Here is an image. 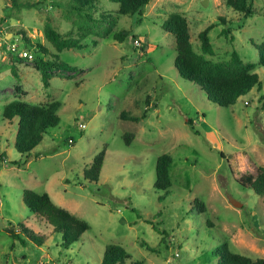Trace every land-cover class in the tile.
I'll return each mask as SVG.
<instances>
[{
    "label": "rangeland",
    "instance_id": "obj_1",
    "mask_svg": "<svg viewBox=\"0 0 264 264\" xmlns=\"http://www.w3.org/2000/svg\"><path fill=\"white\" fill-rule=\"evenodd\" d=\"M202 1L150 0L137 21L136 15H118L117 3L98 0L93 16L109 17L95 25L71 13L67 0H15L38 3L31 7L0 0V264H100L107 244L122 246L144 264H216L212 251L223 241L234 252L264 258V195L237 181L264 166V66L255 68L260 89L219 107L178 73L175 37L161 27L170 13H180L201 53L198 33L212 24L207 59L227 61L236 51L244 64L256 63L251 40H264V0H252L254 14L246 18L225 0ZM47 18L76 38L78 27L93 25L94 32L83 48L58 51L44 37ZM111 18L106 36L101 32ZM121 30L130 35L118 41L113 33ZM7 41L14 49L5 48ZM39 43L48 50L44 58L59 57L77 69L53 70L44 87L34 62L18 53L23 47L36 52ZM14 100L61 104L58 125L29 156L14 148L15 122L1 117ZM143 113L137 122L121 117ZM127 133L133 134L129 142ZM103 148L99 179L88 181L83 171ZM162 154L172 158V186L157 190L155 165ZM25 189L47 192L89 229L64 249L60 234L24 205ZM195 199L205 212L196 211ZM22 225L41 237V245L19 231Z\"/></svg>",
    "mask_w": 264,
    "mask_h": 264
},
{
    "label": "trees",
    "instance_id": "obj_2",
    "mask_svg": "<svg viewBox=\"0 0 264 264\" xmlns=\"http://www.w3.org/2000/svg\"><path fill=\"white\" fill-rule=\"evenodd\" d=\"M98 0H67V5L71 9V13H76L79 18L85 21L103 23L109 17L107 13H99L97 17L93 16L92 9L97 8ZM117 3L116 13L118 15L142 16L144 7L150 0H109ZM38 3L21 2L17 3L12 0V5L17 7H31ZM228 8L235 12L241 13L243 17L254 14L252 0H225ZM110 15V14H109ZM114 18L107 21V27L101 32L106 35L111 31L110 26L113 24ZM222 24L225 23L223 18H219ZM161 27L175 37L176 55L174 58V66L178 73L187 81L196 84L207 96L208 100L219 107H228L233 105L236 100L249 93L254 87L261 88L258 74L255 72L257 65L264 66V40L255 43L251 40L258 52V60L256 63L248 62L244 64L236 51L232 52L230 60L212 61L205 57V54L211 55L213 48L208 36L209 31L213 28L209 24L198 33L200 41L201 53L194 51L190 39V32L187 19L177 12L170 13L162 22ZM80 31L78 37H73L71 31L67 34L57 31L50 18H47L44 25V37L52 43L58 50L84 47L82 41L85 37L94 32V26L78 27ZM221 33L228 37L229 28H224ZM24 42L29 43V38L25 36V32H19ZM130 35L129 30H121L113 33V38L122 41ZM135 38L134 35H132ZM38 50L33 52L32 60L36 69L41 75L44 87L49 86V80L52 77L53 70H70L75 71L77 68L70 65L59 57L53 59L44 58L47 54V48L40 43L36 44ZM26 59V58H25ZM59 101H52L48 104H32L22 100H14L3 106L1 111L2 119L9 122H15L16 131L14 137V148L20 154L29 156L30 152L42 141L43 135L49 128L58 125L60 117L58 110L60 108ZM123 119L131 121H139L144 118L141 116H133L122 114ZM126 142L133 138L132 133L125 134ZM105 155V148L97 153L89 168L84 169L83 176L88 181L96 182L99 179L101 167ZM17 164V162H13ZM172 158L168 154H162L156 160L155 165V182L154 188L157 190H166L172 186L169 168ZM237 181L243 187H248L258 195H264V166H257L252 171H247L237 177ZM24 205L34 214L39 221H44L52 226L54 232L60 234L61 246L67 249L77 242L80 236L89 229V224L71 213L69 210L56 205L47 192L38 193L31 189H25L22 195ZM194 207L199 213L205 212V206L199 199L194 200ZM12 236H17V231L8 228ZM28 239L33 241L35 245H41L43 242L41 237L37 236L31 230L23 225L19 228ZM212 255L216 259V264H264V258H251L241 253L231 250L227 241H223L217 248L212 251ZM100 264H144L141 260H132L125 249L117 244H107L104 249Z\"/></svg>",
    "mask_w": 264,
    "mask_h": 264
},
{
    "label": "built area",
    "instance_id": "obj_3",
    "mask_svg": "<svg viewBox=\"0 0 264 264\" xmlns=\"http://www.w3.org/2000/svg\"><path fill=\"white\" fill-rule=\"evenodd\" d=\"M0 33H1V31H0ZM9 41H7V43H8ZM3 46H4V42H2V40H0V50L3 48ZM14 47H15V44H7L6 45V49H10V50H12V49H14ZM18 49V48H17ZM19 55L22 57V58H26V59H32L33 58V56H34V54H33V50H31V49H28V48H25V47H23L22 49H19ZM83 127H85V125H82V128Z\"/></svg>",
    "mask_w": 264,
    "mask_h": 264
},
{
    "label": "water",
    "instance_id": "obj_4",
    "mask_svg": "<svg viewBox=\"0 0 264 264\" xmlns=\"http://www.w3.org/2000/svg\"><path fill=\"white\" fill-rule=\"evenodd\" d=\"M207 1H208V0H203L202 3H203L204 5H206V4H207ZM228 200H229V202H230L231 204H233L234 206L241 207V205H242L240 202L234 200V199H233L232 197H230V196H228Z\"/></svg>",
    "mask_w": 264,
    "mask_h": 264
}]
</instances>
